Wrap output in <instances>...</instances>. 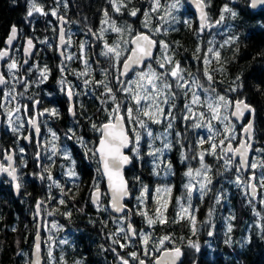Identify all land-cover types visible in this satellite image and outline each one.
Wrapping results in <instances>:
<instances>
[{"label": "trees", "instance_id": "obj_1", "mask_svg": "<svg viewBox=\"0 0 264 264\" xmlns=\"http://www.w3.org/2000/svg\"><path fill=\"white\" fill-rule=\"evenodd\" d=\"M86 1L76 0L77 8L83 14L86 9ZM149 1L117 0L125 6H121L124 16L121 15L120 19H118L119 17L115 18V21H119L116 24L120 27H131L132 37L130 40L137 33L146 32L158 43L163 41L167 44L166 54L181 65L185 81L197 79L201 84L204 83L209 87L207 77L204 75L205 69H207L208 74L213 77L211 87L215 88L218 95H227L232 100L244 99L252 105L255 109L254 129L257 141L252 160L255 159L257 163L264 161V8L252 12L249 9V0H205L211 23L219 19L221 9L226 4L237 12V16H226L225 21L219 26L217 25L218 28L210 33L205 32L204 35H200L198 22L195 16L188 11L187 0H181L180 6L172 10L176 17L175 21L165 16V12L168 10L167 6L174 3L175 0H160L161 7L155 12L152 11ZM36 3L44 9L52 10L55 7V0H36ZM30 5L31 0H0V50L5 48L11 27H21L26 23V20L29 21L30 28L33 29L32 36L40 43V13H34L32 17H27ZM133 10H138L137 15L128 16L127 14ZM145 13H147L149 23L147 28L144 27ZM161 16H165V19H160ZM158 27L160 30L157 32L155 29ZM109 33L110 37L109 39L107 37L105 45H119L112 42L111 37L119 36L120 33H113L111 29L108 31ZM230 37L236 38L235 42L229 41ZM226 41L229 42L225 43ZM221 45L223 46L221 47ZM100 48L98 46L96 50L98 56L105 52L106 47H103L102 51ZM209 48L220 52L218 60L208 52ZM128 55L129 52L124 58H119L116 61L109 57V62L121 64ZM205 55L210 60L207 65L203 59ZM161 56L162 51L159 49L157 59H160ZM13 60L16 62L17 68L10 71L6 67L9 79L7 86L10 84V91L16 97L15 100L8 97V102L4 104L10 110L15 108V103L22 100L24 90L32 89L31 97L35 98L37 72L40 68V49L30 66L24 70L29 74L25 79L19 76V71L22 70L21 49L14 47L10 63ZM68 60L66 59L67 62ZM72 61L73 59H70L67 64L60 63V80L63 79L65 84L62 86L59 83L60 80L58 81L59 94L56 95V102L62 107L67 104L62 87L63 89L66 85L74 87L73 79L69 76V71L73 67ZM171 67L172 65H166V70H170ZM146 68L148 65L137 71H146ZM156 69L159 72L158 67ZM137 71L126 81L135 80ZM238 76L240 77L239 81L236 80ZM170 79L172 82L174 81L173 78ZM78 80L82 81L81 87H83L85 79L77 76ZM87 81H89L87 84L90 88L87 96L88 109L85 110L84 119H88L89 126L83 127L85 131L81 129L84 133L82 138L86 142L87 148H96L101 132L94 130L92 125L95 124L99 127L107 123L117 103L121 104V113L125 115L127 122L124 110L127 107L135 108V104L127 93L120 91L119 83L117 88H113L110 80L102 79L96 71L88 75ZM101 81L112 87L111 95H115V102L106 92L103 84L98 83ZM171 84L172 91L176 93L175 107L171 108V104H164V106L166 113L171 108L174 117V119H170L173 126L169 129L172 147L167 159L165 156L163 160L159 159L158 175L163 176L165 165L170 163L173 174L171 171L169 178L172 177L173 182L170 179L163 181L160 177L155 179L152 169L154 162H143L139 177L136 175L135 159H133L132 166L126 171L132 196L126 204L132 210L134 228L148 233L151 237L149 241L150 254L147 256L143 254L144 245L138 235L135 240L123 239L125 233L120 232L119 229L123 227L127 230V213L123 216H114L111 213L110 198L105 188L104 178L101 173L97 172L99 166L97 158H90L89 155H86L87 148L79 143L81 137H75L74 141H69L65 137V142L57 141L56 144H47L42 147L40 174L45 177L44 179H41L36 173L37 160L34 159V155L28 153L25 159L27 169L22 176L23 187L19 197L15 196L8 182L0 180V264L31 263V254L38 229L35 210L39 201L43 202L41 212L45 264H122V260H128L129 264H138V260L132 258V252H135L140 259L145 260L146 264H155L156 258L162 251L174 247H180L184 251V260L181 264H264V231H262L264 229V202L261 205L259 200L256 204L247 197L246 192H243L242 197L240 191L226 181L228 170H225L224 165L219 166L218 180L221 184V192L228 194L226 204H220V207L215 209L211 205L207 208L199 207L196 213L197 231L195 235L189 220L187 218L180 219L177 216L179 211L177 198L183 197L186 192L184 188L187 183L185 171L188 168H185L180 158V155L184 153L181 133L185 129L184 123H182L183 115L186 114L184 105L191 99V91L187 88H177L176 85ZM238 84H242L243 87L237 92L229 90ZM186 91L188 96L184 95ZM20 121L21 119L15 120L17 124ZM64 123L65 120L61 119L60 124ZM166 124L163 122L160 128H165ZM152 125L154 124L152 123ZM127 126L132 135V125L127 123ZM68 127L72 128L73 126L69 123ZM242 127L237 124V137L232 140L235 145L241 140ZM60 131L56 130L58 133ZM75 131H80V129L76 127ZM66 132L73 133L68 128ZM66 132L62 131L61 133L65 134ZM19 137V130L10 132V136H7L5 141H1L0 137V162L3 160V155L10 153L11 149H21L20 143L17 142ZM228 142V140L225 141L224 147ZM54 147H65L69 151L77 173L74 181L69 179L65 173V167L71 159H66L61 153L53 155ZM195 147L197 148V145ZM202 147L207 153L208 144L205 142ZM130 155L132 154L130 153ZM220 155H223L221 149ZM221 162L223 163L224 160L220 159ZM189 167L191 166L189 165ZM236 167L237 165L232 163V169L229 172H234ZM191 168L194 169L195 166ZM44 169L48 171L45 172ZM49 173L53 177L52 181L46 178ZM249 173L252 174V170H249ZM255 173L258 181L264 174V168L258 167ZM235 174L246 182L242 171H236ZM138 184H141V187L146 186L149 190L148 199L143 205L138 204L139 200L136 199L138 197L136 185ZM97 185L103 189L99 207L92 203V192ZM164 185L172 188L167 211L164 212L161 208L166 217V223L157 222L153 226H148L145 217L138 215L137 212L141 209L155 218V207L150 208V191ZM257 185L264 192V189L259 184ZM60 200H63L64 203L61 204ZM210 210L211 217H209ZM68 213L71 215L68 216ZM124 217L126 219H122ZM229 227H231L230 232ZM208 231L213 232L211 237L207 235ZM165 235L171 238V242L160 246L158 241ZM114 240L117 242L114 243ZM45 241L51 243V257H49L48 248L44 245ZM60 241H67V243H60ZM189 241L198 243L200 251L197 252L189 247ZM121 244L125 246L121 247ZM153 246L156 248L155 251L152 250Z\"/></svg>", "mask_w": 264, "mask_h": 264}, {"label": "snow or ice", "instance_id": "obj_2", "mask_svg": "<svg viewBox=\"0 0 264 264\" xmlns=\"http://www.w3.org/2000/svg\"><path fill=\"white\" fill-rule=\"evenodd\" d=\"M181 0H175L174 3L169 4L167 6L165 16L169 17L171 20L175 21L176 17L173 15L172 10L177 9L180 6ZM193 2L196 4V7L199 9L200 13V31L203 32L206 28L215 27L216 25L222 24L226 16L230 17H236L237 12L229 7V5H224L221 9L219 19L215 21V24L210 22V18L208 17V14L204 11V8L206 7L205 0H193ZM250 4L252 8H256L257 6H264V0H250ZM125 6L121 3H118L117 0H113V7L116 11H120V7ZM161 7L160 0H153V6L152 11L155 12ZM138 10L131 11V16H136ZM34 13H43V9L39 7L36 3V0H31V5L27 10V17H32ZM53 16H56L57 13L53 11L51 13ZM105 19L102 21V24H109L111 31L116 33H123L125 31L131 33V27H120L117 26L115 21L110 20L108 17V13L105 12ZM165 16H161L160 19H165ZM145 23L144 27L147 28L149 26L148 20H147V13H145ZM61 21L63 22V17H59ZM160 29L157 28L155 31H159ZM105 31V29H101V32ZM18 29L16 26H12L10 29V36L7 40V43L11 45L12 41L17 37ZM66 33L63 28L60 29V36L59 39L62 44L70 43V37L69 40H65ZM99 38V37H98ZM234 37H230L229 41L235 42ZM229 41H226L225 43H228ZM131 44L134 45V48L131 50V56L127 58L125 61L123 68L124 71L120 72V75L116 78L117 82L121 84L120 91H123L127 93L130 100L134 102L135 108L133 107H127L124 112L127 116V123L128 124H135L138 127L131 128L132 135H129V130L125 126V115H121V104L117 103L116 107L113 108L112 114L109 116V120L107 123H104L102 126H97L95 124L92 125L94 130H98L101 132V137L99 139V145L96 148H87L86 142L83 140V138H79V143L87 148L86 155H89L90 158H97L98 168L97 172L101 173L103 177L107 178L108 182V189L110 193V204L111 208L116 213L124 212L126 209V205L123 203V201L130 196V189H129V183L125 179L123 170L126 165H129L132 163V160L139 159L141 157V149H140V142L143 139L144 136H147L149 138V144L148 147L150 152L149 155L153 156L157 161H159V157L163 156L165 149L171 148V142L167 141L163 143L162 148H154L153 142L157 139H161V136H155L153 131L150 129L148 122L151 123H161V117H164L167 119L168 117L172 116L171 108L175 107V96L176 93L172 91V84L169 83L168 77H172L175 80V85L177 88L185 89L188 88V81L184 80V76L182 75L183 69L180 68L179 63L174 62L171 58V56L163 55L159 60L156 61V63L159 65L160 69H165L166 65H172L170 70H166L163 73L157 72L155 69L152 68V66L148 65V71H137L135 73L136 79L131 82H124L121 80V77L126 76L129 71L132 70L133 66H140L142 65L143 61L145 59H152L153 53L152 50L154 47H156L157 42L152 39L147 34H137L134 39H132ZM125 43H128V41H125ZM160 47L162 50L166 52L168 45L165 44L163 41L159 42ZM223 45H221L222 47ZM34 47L33 41L29 39L27 41V48L25 49V53L28 54L31 49ZM106 51L102 53L104 56H109V54H114L116 57H119L121 54V51L119 49V45H113L108 46L105 45ZM80 48L83 51L84 49V43L82 42L80 44ZM209 53H212V55L218 60L220 57L219 51H214L212 48L208 49ZM8 55L7 50H0V59H3L5 56ZM67 59H72L71 56L66 57ZM204 63L207 65L210 63V60L208 59V56L205 55ZM27 61H25L26 63ZM85 64L87 65V61L85 60ZM9 70L17 68L16 62L13 60L8 65ZM63 71V69H62ZM86 73H81L80 75H85ZM204 75L207 77V80L209 82V87L205 88L202 84H200L199 80H193L192 81V88L189 89L191 91V104H185L184 107L187 110L188 113L192 112V104L196 105H203L206 106L208 111L211 113V118H207L203 112L200 113V120H198L195 124H193V127H202L204 126L201 121H206L207 126L209 128L210 136L208 138V143L210 144V149L208 150V154L216 157L217 159H223L225 169L227 170L233 163V158L236 156H239V164L236 167V171L239 172L242 169L243 170H252L251 176L248 178V181H241L240 176L236 177V183L239 185L241 183H247V186L251 188L253 197L256 194V188L257 184L264 189V174L261 175L259 180L257 181L255 170L259 168H264V161H261L259 163L256 162L255 159H253L251 162L249 161L248 154L249 149L251 148V144L248 142L251 140V133H252V123L249 121L248 125L244 128V132L247 134V139L242 140L238 147L233 148L231 143L229 142L226 148L221 147V152H223V155H219L217 153V147L218 145L213 142L214 137L218 135V132H214L212 125V120H216L224 125V133H227L219 142V144L222 146L225 143V140L231 141L235 139V128L232 124V121L230 119L231 117H235L236 119H241L244 117L245 113H249L250 115H254L255 109L248 104L244 99H237L232 100L229 99L225 95H218L215 94L216 90L215 88L211 87V83L213 82V77L208 74L207 69H205ZM105 76L107 78V71L105 70ZM42 80L48 79V70L45 68L41 72ZM236 80L239 81L240 77H236ZM6 80L4 79L3 75H0V84H5ZM26 83V82H25ZM59 83L63 86L65 84V81L62 79L59 81ZM85 83H89V81H85ZM103 84V87L105 88L106 92L108 94L113 93L112 87L109 86L108 83H105L103 81L98 82ZM243 87L242 84H238L236 87H232L229 90L232 92H237L239 89ZM195 88L202 89L206 94L207 98L204 101H201L200 95L197 91L192 90ZM62 90L63 89L62 87ZM66 95L69 99V101L72 100L73 96L76 95L71 87L67 88ZM185 96H188V92L186 91L184 93ZM5 97H11L12 100H15V95L12 94L11 91L8 93H5ZM111 98L113 102L116 101L115 95H111ZM142 102H144L142 104ZM34 104H39V101H35ZM162 104H171V108L169 109L167 116H165V110L161 106ZM0 107H4V105L0 104ZM232 109V111L229 114V110ZM223 110V112H222ZM7 118L9 125L12 126V130L14 132L18 131L19 128L23 127V122H20L19 124H16L13 120V114L14 112H19L20 108L16 107L15 109L7 110ZM47 113L50 116H58V111L53 109H44L43 112H40L39 115L43 116ZM69 113L75 117L76 111L74 106L69 107ZM144 118H147L145 120ZM185 120L191 119L192 117L190 115H185L183 117ZM174 119V117H173ZM35 130L36 134H40L41 127L38 124L36 116H32L27 121ZM172 120H168L167 123V129L172 128ZM143 130V131H141ZM51 132V129H49ZM72 131L71 129L69 130ZM52 137L56 138V133L51 132ZM67 135V134H66ZM163 135V134H162ZM75 136V133H72L71 135H67V138L69 140L73 139ZM25 139H28L31 141L30 136H25ZM164 140L166 141V135L163 136ZM205 143V140L202 138L199 141L200 145H203ZM125 149H128L129 152L132 155L126 154ZM20 152L23 153L24 149L21 148ZM228 153H232V156H228ZM53 155H55V147L53 148ZM66 159H70V157L65 154ZM182 161L184 159H187L182 154ZM37 159H40V154L37 153ZM6 164L0 163V174H6L7 177L11 179L13 182V185L17 192L20 191V189L23 187V184L21 183L22 177L17 174V167L14 164V156L12 153H9L5 156ZM74 163V162H73ZM199 164L200 167L198 169H192L191 167L188 168L185 175L189 177V182L184 185V188L186 189V192L183 197L177 198V204L179 205V211L177 212V216L180 219L187 218L191 224V229L193 234L195 235L197 229H196V212L198 211L197 208H194L192 206V197L194 191H199L200 198L202 199L205 195H207L208 191H210L209 185L212 183V178L209 175V172L211 171L210 166L205 163V153L201 152L199 153ZM156 168L160 167V162H157L155 164ZM171 164L168 163L165 165V173L170 174L171 173ZM45 172H47V169H44ZM158 174V173H156ZM68 175L70 177H75L76 172L74 170H69ZM41 179H44L45 177L43 175L40 176ZM49 181L53 180V177L49 173L46 177ZM196 178H199L198 184L199 188L196 189L195 185L192 183L193 180ZM55 183V181H53ZM59 186V185H57ZM51 187V185H50ZM148 188L145 186L141 196L137 197V199L140 201L141 205L145 203V197L148 193ZM172 188L170 186H163L156 189V203L158 207L155 209V218L150 216L146 211L140 210L137 212L138 215H141L145 217L146 223L148 226H153L157 222L160 224L166 223V217L164 216V212L167 211L168 207V200H164V202L161 204V200L164 196L169 197L171 196ZM101 193L99 191L98 185L96 186V191L93 193V203L97 204V206H100V198ZM61 204L64 203L63 200L59 201ZM216 202H220V198L216 197ZM43 202H38L37 207V213L39 214V211L42 207ZM161 208H163L164 212L161 211ZM131 209H128V212H131ZM68 216L71 214L68 213ZM212 212L209 211V217H211ZM126 219V217L122 218ZM209 227L211 225L209 224ZM120 232L125 233L123 236V239L130 240L133 237H136L137 235L140 237V240L142 244L144 245V252L143 254L145 256L149 255V241L151 239L150 235L142 230H137L133 228L132 224L129 223L127 225V230L125 228H120ZM231 231V227H229V232ZM264 231V229H262ZM207 235L211 237L213 235L212 231H208ZM116 243L117 241H113ZM171 242V238L167 235H165L163 238H161L158 241V244L160 246H164L165 243ZM60 243H67V241H60ZM121 247H124V244L120 245ZM188 246L195 249L197 252L200 251V246L198 243H194L192 241L188 242ZM152 250L155 251V246L152 247ZM183 255L182 250L180 247H174L171 250H166L164 256L162 257L159 264H178V262L181 259V256ZM131 256L133 259L138 260V264H145V260L140 259L135 252L131 253ZM49 257H51V251H49ZM33 264H40V253H39V245H37V252L35 253V258L33 260ZM122 264H129L128 260H122Z\"/></svg>", "mask_w": 264, "mask_h": 264}, {"label": "flooded vegetation", "instance_id": "obj_3", "mask_svg": "<svg viewBox=\"0 0 264 264\" xmlns=\"http://www.w3.org/2000/svg\"><path fill=\"white\" fill-rule=\"evenodd\" d=\"M149 2L151 5L152 0H150ZM187 8L188 11H190L191 14L194 15L196 18L195 13L191 11L188 7V0H187ZM42 9H43V13L45 14L40 13V43L32 36L33 29L30 28L29 21L26 20V23H24L23 26L18 27V41L14 45V47L21 49V53H22V70L19 71V76L22 77V79H25L26 77L29 76V74L25 73L24 70H26V68L30 66L37 51L40 49V68L37 72V90H36L35 98L31 97V95L33 94L32 89L24 90V95L22 100L19 103H15V108L19 107L20 111L14 112L13 114L14 122L17 119L18 120L21 119L20 122H23V127L19 128L20 137L18 138L17 142L20 143L21 148L24 149V152L21 153L20 149H16V150L11 149V151L13 150L15 153V158H14L15 166L17 167L18 175H20L21 177L23 176V173H25L27 169V162H25V159L28 153L29 155L33 154L34 159L37 160L36 173L40 177L41 175L40 162L42 158V147L44 145L56 144L57 141L65 142L64 138L65 137L67 138V135H71L68 132H66L67 128L69 130L71 129L73 133H75V136L73 139H71V141H74L76 139L75 137L84 136V133L82 132L81 129H83V127L89 126L88 119H84L85 110L88 109L87 96L89 95V88H90L89 84L85 83V81H87L88 75L91 72L96 71L102 79H106V80L109 79L111 82V86L113 88H117L118 82L116 78L120 75L121 67L124 62L123 61L121 64L117 62L110 63L109 62L110 55L98 56V51L96 52L98 46L101 47L100 49L102 51V48L105 47L107 37L108 39L110 37V33L108 34V31L111 28H108V24H102V21L105 19V15H104L105 12L108 13V17L112 21H115V18L117 17H119L118 19H120L121 15L124 16L121 7H120V11L115 10V8L113 7V0H87L84 14L82 11L78 10L76 0H55V7L52 10L44 9V8ZM53 11L57 13L56 16H53L51 14ZM127 15L131 16L130 14ZM59 17H63V22L61 21V19H59ZM118 22L119 21H115V23ZM213 24H215V22ZM61 25H63L66 31V41H68L70 37V43H66L63 49V56H60L58 53L59 52L58 49L60 45L59 36H60ZM116 25L119 26L118 24ZM218 26L212 28L210 31H208V29H205L203 32H201L199 25V34L204 35L205 32L210 33L212 30L218 28ZM102 28L105 29V31L101 32ZM28 39L33 40V42L37 47V51L35 55L32 57V59H30L29 63L25 65L23 48ZM82 42L84 43L83 51L80 48V44ZM159 49H160V45L157 42V50H156L155 58L152 61L146 63L143 68H145L149 64L153 66L157 65V63L155 64V61L159 60L157 59V54L159 52ZM68 56H71L73 59L72 61L73 67H71V71H69V76H71L73 79L74 87L66 85L65 90L71 87L73 92L76 94L73 96L75 111L77 113L75 117H72L71 114L69 113V107L71 106V104L66 95L65 90L63 94L67 101L66 106L62 107L61 105L58 104V102H56L57 101L56 95L59 94L58 93L59 87L57 83L60 80V63L67 64L70 60L69 59L68 62L66 61L67 59L66 57ZM10 58L11 56L4 64V68H3L7 82L9 81V79L6 74V67H8V65L10 64ZM85 60L87 61V65L85 64ZM157 67L160 73H163L162 71L165 72V70L167 69L166 67L165 69H160L158 65ZM45 68H47L48 70V79L42 80L41 72ZM105 70L107 71V78L105 76ZM135 71L137 70H134L131 75H133ZM81 73H86V74L80 75ZM77 76H80L85 79L83 87H81L82 81L81 80L77 81ZM130 76H128L127 78H129ZM126 79H123L121 77V80L124 82L126 81ZM7 82L5 87L0 91V104L2 105H4L5 102L6 103L8 102V97L7 98L5 97V93H8L10 91L9 88L10 84L7 86ZM119 88H121V84H119ZM25 93L28 94L26 95ZM27 96H29V98H27ZM37 100L39 101V104H34V102ZM53 108H55L58 111L59 113L58 116H50L47 113H45V115L43 116L39 115V113L43 112L44 109H53ZM6 109L10 110L9 107H6L5 105L4 107H0V113L2 115V127L0 130L1 141H5L6 137L10 136V132L13 131L12 126H10L8 122ZM185 115H188L187 112ZM32 116H36L38 124L41 127L40 134H36L32 125H30L27 122L29 118H31ZM190 116L192 117L191 119L194 118L193 114H190ZM61 119L65 120V123L63 125L60 124ZM183 119L184 118H182V123H184L185 129L182 131L181 136L183 137L182 141L184 142L183 155L185 154L184 156L187 157V159L183 160V165H185L186 169L189 168V164L191 167L195 166L194 169L199 168L200 167L199 153L204 152L205 163H207L210 166L211 171L209 172V175L212 178V183L209 185L210 191H208L207 195H205L202 199L200 198V200H198L197 198L198 206H196L197 200L195 201V205L193 204L192 206L198 209L199 207L207 208L208 206L211 205L215 209L216 207H220V204H226L228 200V194L221 192L220 190L221 184L218 180L220 173L219 166L223 164L220 163V159H217L216 157L209 155L208 152L206 153L205 150L202 149L203 145L199 144V141L203 138L206 144H208V150H209L210 144L208 143V138L210 135L206 134V136L204 137L203 136L204 132L202 129L196 130L195 127L188 125V120L189 123L191 124V119H187V121H184ZM15 123L17 124V122ZM69 123L72 124L73 126L72 128L68 127ZM76 127H78L80 131H75ZM49 129H51V132L56 133L55 139L52 137ZM56 130H61V131L60 133H58L56 132ZM83 130L85 131V129ZM62 131L66 133L65 134L61 133ZM25 136H30L31 141L26 140L24 138ZM218 140L219 137L215 136L213 142L216 143ZM238 144L236 145L234 144V145L237 146ZM196 145L197 148L195 147ZM37 153L40 154L39 160L37 159ZM217 153L220 155V145H218L217 147ZM7 154L9 153L3 155V160L0 163H4V164L7 163L5 160V156ZM168 154H170V152L164 154L163 157L165 156L166 157L165 159H167ZM181 157L182 154L180 155V158ZM139 159H135L136 175L138 177L139 175H141L142 163H143L141 160L139 161ZM155 160L156 159L154 158L151 160V162L153 163ZM160 160H163V158H161ZM233 164L238 165L239 161H235L233 159ZM235 173L236 170H234V172H229L228 174H226L227 178L231 179ZM32 175H34V173H32ZM243 176L246 178V182H247L248 178L251 176V173H248L247 175L243 174ZM0 180L8 182L10 188L13 190L12 183L6 178L5 175L2 176L0 175ZM137 192L140 193L141 190H138ZM224 194L226 198L222 199V196ZM263 194L264 192H262L261 189L258 187V200L255 201L251 197L249 187H247V191H246L247 197L253 200L254 202H256V204H258L259 200L261 202V205L263 204L264 202ZM216 197L220 198L219 203L216 202Z\"/></svg>", "mask_w": 264, "mask_h": 264}, {"label": "rangeland", "instance_id": "obj_4", "mask_svg": "<svg viewBox=\"0 0 264 264\" xmlns=\"http://www.w3.org/2000/svg\"><path fill=\"white\" fill-rule=\"evenodd\" d=\"M152 6H153V0H152V3H151V8H152ZM126 27V26H125ZM108 28H110V25L108 24ZM159 28V27H158ZM132 32V31H131ZM132 36H131V33H129V32H127V31H125V32H123V33H120V35L119 36H115V35H113L111 38H112V42H115V43H118L119 44V49L118 50H120L121 51V54H120V56L119 57H116L114 54H109L110 55V57H111V59H115V61L116 60H118L119 58L120 59H122V58H124V56H126L127 55V53L129 52L130 53V51H131V40H130V38H131ZM125 41H128V43H125ZM160 50L162 51V56L163 55H165L166 54V52L164 51V50H162L161 49V47H160ZM105 51H106V48H105ZM167 55V54H166ZM161 56V57H162ZM152 66V68L153 69H155L157 72H158V70L156 69L157 68V66L155 65V66H153V65H151ZM147 70L146 71H148V68H146ZM182 75L185 77V75H184V73L182 72ZM170 78H172V77H168V81H169V83H173L174 85H175V80L172 82L171 81V79ZM194 80H197V79H194ZM192 81L193 80H188V88H187V90H189V89H191L192 88ZM126 82H128V81H126ZM131 82V81H130ZM201 84V83H200ZM202 85L205 87V88H208L207 86H205V84L204 83H202ZM192 90H195V91H197L198 93H199V95H200V99H201V101H204V100H206V98H207V94L202 90V89H200V88H195V89H192ZM215 94H218V93H215ZM225 96H227V95H225ZM228 97V96H227ZM230 99V98H229ZM186 104H191V99L188 101V102H186ZM163 108H164V110H165V106H164V104H162L161 105ZM201 106H203V105H196V104H192L191 105V107H192V112L191 113H188L187 112V110L184 112V113H186L187 112V114L188 115H190V114H193L194 115V118L193 119H191V124L189 123V120H188V125L189 126H193V124H195L198 120H200V113L201 112H203L204 114H205V116L207 117V118H211V113L208 111V109H207V107L206 106H204V107H201ZM232 111V109H230L229 110V114H230V112ZM222 112H223V110H222ZM165 116H167V113L165 112ZM185 116V115H184ZM171 118H173V116H171V117H168L167 119H165L164 117H161V123H153L154 125L155 124H157V125H155V126H157V127H155L154 125H152V123L149 121L148 122V124H149V127H150V129L153 131V133H154V135L155 136H161L162 138L161 139H157V140H155L154 142H153V147L154 148H162L163 147V143L164 142H167V141H170L171 142V134L169 133V129H167V124H166V126H165V128L163 127V129H166V131H163V129H161L160 128V125L163 123V122H166V123H168V120H170ZM145 120H147V118H144ZM230 119H231V121H232V124H233V126H234V128H235V133H234V135H235V139H236V137H237V122H235L233 119H232V117L230 116ZM184 121H187V120H185V119H183ZM201 123L204 125V126H202V127H195L196 128V130L197 129H202L203 130V132H204V134H203V136L205 137L206 136V134L207 135H210V132H209V128H208V126H207V122L206 121H201ZM212 125L214 126V128H213V131L214 132H218L219 134L218 135H216L217 137H219V140L216 142V144H218V145H220L219 144V142H220V140L225 136V135H227V133H224V125L223 124H221L220 122H218V121H216V120H212ZM132 125V128L133 127H138L137 125H135V124H131ZM158 125H159V127H158ZM242 129H243V127H242ZM184 130V129H183ZM141 131H143V130H141ZM242 131V130H241ZM166 132V133H165ZM163 134V135H162ZM164 135H166V138H167V140L165 141L164 140V138H163V136ZM223 136V137H222ZM226 141V140H225ZM230 143H232V140L231 141H229ZM228 142V143H229ZM148 144H149V138L147 137V136H144L143 137V139L141 140V142H140V149H141V157H140V159H139V161L141 160L142 162H145V163H151V160L152 159H154V157L153 156H151V155H149L148 153L150 152V150L151 149H149V147H148ZM172 145V144H171ZM172 147V146H171ZM221 147H223V148H226V147H224V145H220V149H221ZM171 151V148L170 149H165V151H164V154H166V153H168V152H170ZM58 153H61V155L62 156H64L65 157V154H67V156L68 157H70V159H71V155L69 154V151L65 148V147H63V148H60V147H55V154H58ZM163 154V155H164ZM185 155V154H184ZM144 158V159H143ZM161 158H163V156H160L159 157V159H161ZM70 162H68L67 163V165H66V167H65V169H66V175H67V177L69 178V179H71L72 181H74L75 179H76V177H77V173H76V176L75 177H70L69 175H68V172H69V170H74L75 172H76V170H75V164L73 163L74 161L71 159V160H69ZM155 163L152 165V168H153V174H154V176H155V179L157 180L159 177L163 180V181H166V180H171L172 182H173V180H172V177L171 178H169V175L170 174H166V173H164V175L163 176H159L158 174H156V173H158V169L159 168H156L155 167V164L157 163V162H159V161H154ZM222 163V162H221ZM223 165H224V162L222 163ZM190 165V164H189ZM225 166V165H224ZM198 169V168H197ZM230 169H232V165L227 169L228 171H227V173H229V171H231ZM188 170V169H187ZM187 170L185 171V173L187 172ZM226 170V169H225ZM171 171H172V169H171ZM172 174H173V171H172ZM135 175V174H134ZM238 175H236V174H234V176L231 178V179H227L226 181H228L229 182V184L230 185H233V187H235V188H237L239 191H240V194H241V196L243 197V192H246L247 191V183H241V184H237L235 181H236V177H237ZM186 178H187V183L189 182V177H187L186 176ZM135 180H137V178L135 177ZM198 180H199V178H196L195 180H193L192 181V183L195 185V187H196V189H198L199 188V184H198ZM241 181H245V180H243L242 178H241ZM168 182V181H167ZM136 183H137V181H136ZM137 186V189L138 190H141V192L140 193H138V197H140L141 196V193H142V191H143V189H144V187H141V184H138V185H136ZM165 186V185H164ZM168 186V185H167ZM157 188H160V187H155L154 189H152L151 190V194H150V204H151V206H150V208H152V207H155V209L158 207V205H157V203H156V189ZM96 189H94V191H95ZM93 191V192H94ZM92 192V193H93ZM148 193L146 194V197H145V201L148 199ZM197 198H198V200H200V194H199V191H194V193H193V197H192V205L194 204L195 205V201L197 200ZM223 198H226L225 197V194L222 196V199ZM137 199V198H136ZM170 199H171V196H170ZM170 199H169V197H167V196H164L163 197V199L161 200V204L164 202V200H168V201H170ZM138 200V199H137ZM198 200H197V203H196V206H198ZM138 204H140V201H138L137 202ZM169 203V202H168ZM135 205H137V204H135ZM144 207H146V206H144ZM141 209H139L138 211H140ZM197 213V212H196ZM145 222V221H144ZM46 229V228H45ZM47 231V230H46ZM48 234V233H47ZM48 238H49V236H48ZM44 245H46V248H48V250L50 251V247H51V243L50 242H48V241H45L44 242Z\"/></svg>", "mask_w": 264, "mask_h": 264}, {"label": "water", "instance_id": "obj_5", "mask_svg": "<svg viewBox=\"0 0 264 264\" xmlns=\"http://www.w3.org/2000/svg\"><path fill=\"white\" fill-rule=\"evenodd\" d=\"M249 2H250V0H249ZM188 7H189V9H190L191 11H193V12L195 13L196 18H197V21H198V23H199V25H200V13H199V9L196 7V4L193 2V0H188ZM263 8H264V6H257L256 8H252V7H251V4L249 5V9H250L252 12H257V11H259L260 9H263ZM204 11L208 14L207 7L204 8ZM208 17H209V16H208ZM215 27H217V25H216ZM215 27H210V28H206V29H208V31H210L212 28H215ZM16 28L18 29L17 26H16ZM61 28L64 29L63 25H61ZM64 31H65V29H64ZM65 33H66V31H65ZM141 33L149 35V34L146 33V32H141ZM138 34H140V33H138ZM9 36H10V34H9ZM135 36H136V35H135ZM135 36H134L132 39H134ZM149 36H150V35H149ZM150 37H151V36H150ZM8 38H9V37H8ZM151 38L154 39L153 37H151ZM7 40H8V39H7ZM7 40H6V47H5L3 50H7L8 55L5 56L3 59H0V75H3L4 79L6 80V82H7V79H6L5 75H4L3 68H4V64L6 63V61L8 60V58L11 56L12 49H13L14 45H15L16 42L18 41V33H17V37L12 41L11 45H9V44L7 43ZM28 40H29V39H28ZM28 40H27V41H28ZM65 40H66V36H65ZM154 40H155V39H154ZM27 41H26L25 46H24V48H23V56H24V64H25V65H27V64L29 63L30 59H32V57L35 55V53H36V51H37V47H36L35 43L33 42L34 47L31 49V51H30L28 54H26V53H25V49L27 48ZM32 41H33V40H32ZM155 41H156V40H155ZM59 42H60V45H59V49H58L59 52H58V53H59L60 56H63V49H64L66 43H65V44H62L60 40H59ZM156 42H157V41H156ZM132 48H134V45H133V44H131V50H132ZM156 50H157V44H156V47H154L153 50H152V53H153V58H152V59H145V60L143 61L142 65H140V66H133L132 70L129 71L128 74H127L126 76H123L122 78H123V79H126L128 76H130V75L132 74V72H133L134 70L142 69L146 63L152 61V60L155 58V56H156ZM131 54H132V53H131V51H130L128 57L131 56ZM128 57H127V58H128ZM126 60H127V59H126ZM126 60H125V61H126ZM25 61H27V62L25 63ZM125 61H124L123 64H122L121 71H124L123 65H124ZM5 85H6V83H5V84H0V91L5 87ZM70 104H71V106H74V108H75V105H74V97H73L72 100L70 101ZM248 104H249V103H248ZM251 106H252V105H251ZM252 107H253V106H252ZM121 115H123V114L121 113ZM71 116H72V115H71ZM72 117H73V116H72ZM254 118H255V113H254V115H250L249 113H245L244 117L241 118V119H236L235 117H232V119H233L235 122H237L239 125H242V126H243V129H242V131H241V140H240V142H241L242 140H246V139H247V134L244 132V128L248 125L249 121H251V123H252V133H251V137H252V138H251L250 141H248V142L251 144V148L249 149V154H248V158H249V161H250V162H251V160H252V155H253L254 147L257 145V141H256V139H255ZM125 126H126V128L128 129V126H127L126 120H125ZM1 127H2V115H1V113H0V130H1ZM128 130H129V129H128ZM129 135L131 136L130 132H129ZM26 140H28V139H26ZM239 144H240V143H239ZM239 144H238L237 146H235L233 143H231V145H232L233 148L238 147ZM98 145H99V142L97 143L96 147H98ZM227 145H228V144H227ZM227 145H226V147H227ZM125 152H126V154H129V155H130V152H129L128 149H125ZM10 153H12L13 156H14V158H15V153H14V151L12 150V151H10ZM228 156H232V153H228ZM233 159H234L235 161H239V156H236V157H234ZM14 164H15V159H14ZM132 164H133V160H132V163L129 164V165H126L125 168H124V170H123V174H124V177H125L126 180H127V178H126V171L132 166ZM249 170H250V169H249ZM249 170H243V169H242V172H243V174L247 175V174L249 173ZM17 174H18V171H17ZM0 175H1V176H2V175H5L6 178H7V179L12 183V185H13V182L11 181V179H10L9 177H7L6 174H0ZM103 178H104V183H105V188H106L107 194H108V196H109V198H110V193H109V189H108L107 178H106V177H103ZM129 189H130V188H129ZM95 191H96V190H95ZM95 191H94V192H95ZM99 191H100V193L103 195V189H102V188H99ZM249 191H250V194H251V197L253 198V200L257 201V200H258V187L256 188V194H255L254 197H253V195H252V190H251V188H249ZM13 192H14V194H15L16 197H19V194H20V192H21V189H20L19 192H17L16 189H15V187H14V185H13ZM94 192H93V193H94ZM93 193H92V203H93ZM102 195H101V198H100V203H101V200H102ZM131 198H132V196H131V192H130V196H129L128 198H126V199L123 201V203L127 206L124 212H121V213H116V212H114V211L112 210V208H111V204H110V210H111V213H112L114 216H123L124 214L127 213L128 224L131 223L132 226H133V228H134V225H133V223H132V219H133L132 211H131V212H128V209H130V208H129L128 205L126 204L128 201L131 200ZM39 202H42V201H39ZM93 204H94V203H93ZM94 205H97V204H94ZM35 211H36V217H37V222H38V229H37V234H36V236H35V240H34V246H33L32 254H31V263H30V264H33V260H34V258H35V253L37 252V245H39L40 264H45L44 254H43V237H42V230H43V217H42L41 209H40V211H39V214L37 213V207H36V210H35ZM135 239H136V237L131 238V240H135ZM172 249H173V248H172ZM166 250H171V249H166ZM166 250L162 251V252L160 253V255L156 258V260H155V264H159V262L161 261L162 257L164 256ZM181 250H182V249H181ZM182 253H183V255L181 256V259H180V261L178 262V264H181V263L183 262V260H184V251H183V250H182ZM145 264H146V261H145Z\"/></svg>", "mask_w": 264, "mask_h": 264}]
</instances>
